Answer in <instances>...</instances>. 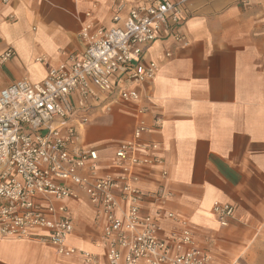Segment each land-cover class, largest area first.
<instances>
[{"label": "crops", "instance_id": "crops-1", "mask_svg": "<svg viewBox=\"0 0 264 264\" xmlns=\"http://www.w3.org/2000/svg\"><path fill=\"white\" fill-rule=\"evenodd\" d=\"M145 1L150 0H100L95 10L94 0L0 5L1 49H14L0 72V91L25 77L40 82L69 55L81 54L86 12L109 26L116 6ZM179 31L187 45L163 35L144 51V62L159 67L144 90L149 113L140 117L135 106L119 104L110 112L91 110L80 143L111 163L116 147L144 120L151 129L144 139L160 144L169 173L167 210L189 221L210 264H264V0H186ZM149 173L145 188L152 190L159 173ZM215 202L235 208L227 227L212 213ZM69 207L75 225L71 243L92 248L100 231L93 207L85 199ZM0 264L84 263L40 241L0 237Z\"/></svg>", "mask_w": 264, "mask_h": 264}, {"label": "built area", "instance_id": "built-area-1", "mask_svg": "<svg viewBox=\"0 0 264 264\" xmlns=\"http://www.w3.org/2000/svg\"><path fill=\"white\" fill-rule=\"evenodd\" d=\"M99 1L94 0L93 10ZM10 2L0 0V5ZM185 4L118 5L109 26L88 11L79 33L85 45L81 54L69 55L40 82L25 77L0 91L2 239L40 241L84 264L211 263L189 221L167 210L169 173L160 144L144 139L151 132L144 120L116 147L111 163L80 143L91 110L110 112L119 104L135 106L140 117L149 113L144 90L155 82L159 67L144 62V51L163 35L187 45L179 31ZM6 20L13 23L15 16ZM1 46L0 30V72L14 56L11 46ZM155 123L158 128L160 121ZM151 171L159 175L148 190L145 179ZM81 199L93 207L100 229L89 249L71 243L75 225L69 204ZM212 213L227 227L235 208L215 202ZM164 219L172 225L166 227Z\"/></svg>", "mask_w": 264, "mask_h": 264}, {"label": "rangeland", "instance_id": "rangeland-1", "mask_svg": "<svg viewBox=\"0 0 264 264\" xmlns=\"http://www.w3.org/2000/svg\"><path fill=\"white\" fill-rule=\"evenodd\" d=\"M90 122H91V120H90ZM90 122H89V123H90Z\"/></svg>", "mask_w": 264, "mask_h": 264}]
</instances>
